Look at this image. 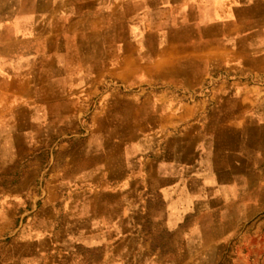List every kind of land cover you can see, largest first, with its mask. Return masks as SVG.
<instances>
[{"label": "crops", "instance_id": "crops-1", "mask_svg": "<svg viewBox=\"0 0 264 264\" xmlns=\"http://www.w3.org/2000/svg\"><path fill=\"white\" fill-rule=\"evenodd\" d=\"M255 215L264 0H0V264H153L155 230Z\"/></svg>", "mask_w": 264, "mask_h": 264}, {"label": "rangeland", "instance_id": "rangeland-1", "mask_svg": "<svg viewBox=\"0 0 264 264\" xmlns=\"http://www.w3.org/2000/svg\"><path fill=\"white\" fill-rule=\"evenodd\" d=\"M17 180L15 176L11 181ZM259 215H255L248 224L229 225L231 235L235 239L212 241L209 232L219 231V227L210 228V225L203 226L201 241L178 239L175 230L162 233L155 230L153 233V264H258L256 256L252 253L259 241L256 239L260 232L264 231V223L259 222ZM187 232L189 225H182ZM147 235V242L151 245V226H143ZM224 230V229H223ZM244 232L249 233L250 238L242 239L240 236ZM169 237V238H168ZM238 237V238H237ZM262 242V241H261ZM260 242V243H261ZM149 253V252H148ZM149 258V257H148ZM263 260L260 264H263Z\"/></svg>", "mask_w": 264, "mask_h": 264}]
</instances>
